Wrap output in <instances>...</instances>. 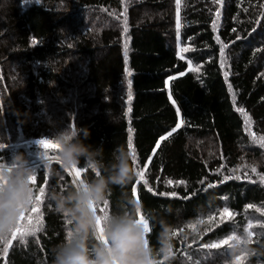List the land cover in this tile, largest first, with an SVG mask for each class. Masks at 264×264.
Listing matches in <instances>:
<instances>
[{
  "label": "trees",
  "instance_id": "1",
  "mask_svg": "<svg viewBox=\"0 0 264 264\" xmlns=\"http://www.w3.org/2000/svg\"><path fill=\"white\" fill-rule=\"evenodd\" d=\"M178 11L179 27L176 0H0V162L23 153L37 171L35 194L45 188L33 204L40 230L18 234L7 253L0 242V264H51L66 236L70 225L46 193L92 173L62 169L56 149L46 150V168L37 142L70 124L86 128L81 139L106 159L118 144L135 157L134 182L113 186L98 212L126 194L163 216L175 238L160 264H235L226 245H199L234 229L244 235L249 221L242 264H264V0H180ZM224 206L234 216L221 222ZM201 218L196 231L188 227ZM149 228L157 245L159 226Z\"/></svg>",
  "mask_w": 264,
  "mask_h": 264
},
{
  "label": "clouds",
  "instance_id": "2",
  "mask_svg": "<svg viewBox=\"0 0 264 264\" xmlns=\"http://www.w3.org/2000/svg\"><path fill=\"white\" fill-rule=\"evenodd\" d=\"M88 130L73 124L47 137L57 146L55 159L62 169L91 171L66 189L46 193L48 208L65 218L70 227L62 241L51 249V264H160L173 249L175 227L126 194L115 210L98 212L108 201L113 186L125 189L134 182L137 169L128 147L118 144L106 159L102 147L86 145L80 137ZM0 145L3 141L0 140ZM42 162L49 168L47 149ZM83 159V165L81 160ZM37 171L23 153H15L9 162H0V240L8 239L20 222L21 214L35 203L32 179ZM45 194V190H44ZM171 213L169 206L166 210ZM143 217V220L141 219ZM159 226L157 245L148 238L146 225Z\"/></svg>",
  "mask_w": 264,
  "mask_h": 264
},
{
  "label": "snow or ice",
  "instance_id": "3",
  "mask_svg": "<svg viewBox=\"0 0 264 264\" xmlns=\"http://www.w3.org/2000/svg\"><path fill=\"white\" fill-rule=\"evenodd\" d=\"M215 2L219 3L220 0H215ZM176 8H177V27H179V8H180V0H176ZM213 27L215 28V24L213 25ZM237 39H239V37H237ZM34 44L38 43L37 41H33ZM226 47V45L224 46ZM223 47L221 48V52H223ZM126 75L127 76H131L132 73L126 68L125 69ZM225 76L227 77V73H225ZM131 85H132V80L129 79L128 80V86H129V92H128V101L130 102L132 100V93H131ZM229 91H231V86H229ZM171 99V97H170ZM233 100H235V96H233ZM239 112L244 113V109L243 108H239L237 109ZM130 111V109H129ZM179 113V110H178ZM247 120V117H246ZM180 125H177V128ZM173 132L176 131V129L174 128L172 130ZM169 135H171V133H169ZM161 140L164 139V137L160 138ZM38 145L42 146L43 148L49 150V149H57V146L55 144H53L49 139L47 138H41L38 142ZM261 146L264 147V137H261L260 140ZM132 145V134H131V129H129V134H128V146L129 148H131ZM4 147L3 145H0V148ZM135 159V157H134ZM253 171H255V169H253ZM81 172H82V168H74L72 170H70V173H74L75 177L79 178L81 176ZM230 177H226V179H228ZM262 181H264V177H261ZM37 180V175L32 179V183H34ZM168 184H172L173 181L169 180L167 181ZM178 183H185L184 181H179ZM201 183H203V181H201ZM212 185H209V187H211ZM44 187H40L39 188V193L40 195H36L35 196V203L34 205H39L41 203V197L44 194ZM135 190H133L134 192ZM149 191H151V189H149ZM163 195V194H161ZM171 196H176L175 192H172L170 194ZM225 201L228 199L227 197H224ZM138 201V200H137ZM139 202V201H138ZM108 201H105L104 205L105 207L107 206ZM248 208H252L253 205L249 204L247 205ZM101 211H104L103 209H101ZM257 211H259V209H257ZM29 212L26 211L24 213L21 214V218H20V222L18 223L16 229L13 231V233L11 234V238L9 237L6 240H0V242H3L4 244V248L3 251L4 253L8 252L9 247L12 245V241L17 237V235H20V239L21 241H23L24 237L28 236V235H35L36 232H38L40 230L39 225H40V216H41V210L39 207L37 206H33L30 209L31 213L36 214V221L35 224H33L31 217H29L27 215V213ZM217 212L219 214V218L221 222H224L225 219H232L234 214L232 211H230L228 206H224L221 209H217ZM141 219L143 220V217H141ZM24 221H27V223H22ZM207 221L209 223H215L216 221V215L215 214H209L207 216ZM145 225H146V231L149 233L150 228H149V223L148 221H144ZM205 220L203 218L201 219H197L195 221V223H189L188 227L192 228L193 231H196V225L197 224H204ZM69 224V223H68ZM252 228V223L251 221H249L248 225L245 227L244 229V235H238L237 234V229H234L232 231L231 234L227 235L225 238L223 239H218L216 241H212V242H207V243H201L199 245V247L201 249H207V250H212V249H220L222 246H227V248L229 250H231L230 255L235 257V264H242V261L244 259V254L246 253L247 249H246V245L249 243L251 236L253 235V233L251 231H249V229ZM185 239H187V236H185ZM195 237L193 238V243H195ZM190 259V257H189Z\"/></svg>",
  "mask_w": 264,
  "mask_h": 264
},
{
  "label": "rangeland",
  "instance_id": "4",
  "mask_svg": "<svg viewBox=\"0 0 264 264\" xmlns=\"http://www.w3.org/2000/svg\"><path fill=\"white\" fill-rule=\"evenodd\" d=\"M189 67L192 68V64L189 62Z\"/></svg>",
  "mask_w": 264,
  "mask_h": 264
}]
</instances>
